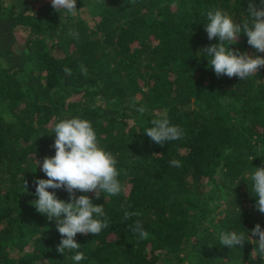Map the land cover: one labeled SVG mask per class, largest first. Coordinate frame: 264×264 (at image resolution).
Wrapping results in <instances>:
<instances>
[{"label": "trees", "instance_id": "trees-1", "mask_svg": "<svg viewBox=\"0 0 264 264\" xmlns=\"http://www.w3.org/2000/svg\"><path fill=\"white\" fill-rule=\"evenodd\" d=\"M249 2L76 0L72 15L50 0H0V264H77L75 251H57L55 218L34 207V180L47 179L36 161L55 155L52 127L71 118L91 123L122 185L99 199L75 193L102 205L109 223L76 235L79 264H264L250 231L264 230L250 180L264 167V68L217 77L203 53L218 43L207 12L243 23ZM229 47L264 57L244 33ZM161 118L182 137L151 141L145 130ZM125 210L140 215L125 220ZM222 232L244 233L245 243L227 248Z\"/></svg>", "mask_w": 264, "mask_h": 264}, {"label": "clouds", "instance_id": "clouds-1", "mask_svg": "<svg viewBox=\"0 0 264 264\" xmlns=\"http://www.w3.org/2000/svg\"><path fill=\"white\" fill-rule=\"evenodd\" d=\"M50 3L55 10H66L72 15L77 12L76 0H50ZM260 3L262 6L257 7L254 0H250L247 7L249 18L243 23L234 22L220 10L207 12L208 23L204 25L207 37L209 40L218 38V43L205 47L203 53L210 58L208 63L217 77H237L244 80L264 68V57L229 47L244 33L247 44L257 53H264V0H260ZM80 70L87 75V69L83 65ZM63 72L71 75V69L67 67ZM136 110L141 114L145 112L143 107ZM151 123L153 126L147 128L145 134L157 145L163 146L165 142L178 140L183 135V130L170 125L167 118L153 119ZM52 131L55 133V155L44 157L42 164L36 161L47 179L34 180L35 195L38 197L34 201V207L40 214H46L49 221L55 218L57 231L62 237L57 251L62 254L65 250L75 251L72 259L79 264L85 256L83 252L78 251L80 245L74 239L76 235H98L109 227V223L102 205L94 204L92 198L86 194L76 196L75 193H93L96 199H99L101 194L118 195L122 191L118 179L120 170L116 166V158L99 145L96 133L88 120L61 119L53 125ZM169 163L174 167L181 166L180 161L175 159ZM250 180L252 192L256 197L255 208L264 214V167L254 168ZM26 183L25 181L24 187ZM49 188L65 190L68 193V201L58 199L54 192L47 190ZM138 215L140 214L137 212L124 211L125 220ZM133 230L138 233L139 239L148 238L149 234L139 220L135 222ZM250 231L251 237H258L251 239L257 244V255L264 258V230L256 224ZM244 241V233L222 232L219 236L220 244L227 248L237 245L242 247Z\"/></svg>", "mask_w": 264, "mask_h": 264}, {"label": "rangeland", "instance_id": "rangeland-1", "mask_svg": "<svg viewBox=\"0 0 264 264\" xmlns=\"http://www.w3.org/2000/svg\"><path fill=\"white\" fill-rule=\"evenodd\" d=\"M41 1H43V0H35V3H40ZM82 14L84 15V16H87L88 17V15H87V12L85 11V10H83L82 11Z\"/></svg>", "mask_w": 264, "mask_h": 264}]
</instances>
